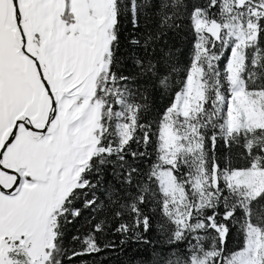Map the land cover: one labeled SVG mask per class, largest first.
I'll return each instance as SVG.
<instances>
[{
    "label": "snow or ice",
    "instance_id": "obj_1",
    "mask_svg": "<svg viewBox=\"0 0 264 264\" xmlns=\"http://www.w3.org/2000/svg\"><path fill=\"white\" fill-rule=\"evenodd\" d=\"M261 201L264 0H0V264H264Z\"/></svg>",
    "mask_w": 264,
    "mask_h": 264
},
{
    "label": "trees",
    "instance_id": "obj_2",
    "mask_svg": "<svg viewBox=\"0 0 264 264\" xmlns=\"http://www.w3.org/2000/svg\"><path fill=\"white\" fill-rule=\"evenodd\" d=\"M172 51L176 54V58L181 61V66L188 61L189 51H190V41L189 38L184 36L183 34L180 37H176L173 40L169 41ZM168 51V48H165V52ZM163 55V54H161ZM130 63V62H129ZM150 91L148 96V104H149V115L148 119L152 120L158 116L162 110L167 107L170 101V95L168 92L161 90L160 88L155 86V82L153 81L148 85ZM236 163V161H234ZM99 195V193H98ZM78 207H82V201L78 202ZM258 209H264V201H261L259 205L253 204V211L257 213ZM89 213L87 210L84 211L83 216L80 218L79 222L75 225H69V234L68 239L71 240V236L77 234V229H81L83 227L85 219L88 217ZM151 238L155 241L159 239V234L156 232L155 228L153 232L150 234ZM241 243V239L237 233V231L233 228L230 235L227 238L226 244L227 249L229 251L236 250ZM156 251H159V245H156ZM102 257H104L103 264H151L153 260V246L152 245H136L132 244L119 255L109 253H102ZM88 259H91L89 257ZM97 260H100L101 257H96ZM78 264V262H77Z\"/></svg>",
    "mask_w": 264,
    "mask_h": 264
}]
</instances>
